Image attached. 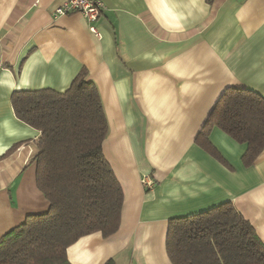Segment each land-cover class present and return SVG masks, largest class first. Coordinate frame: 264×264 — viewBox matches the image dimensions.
<instances>
[{
    "label": "crops",
    "instance_id": "crops-1",
    "mask_svg": "<svg viewBox=\"0 0 264 264\" xmlns=\"http://www.w3.org/2000/svg\"><path fill=\"white\" fill-rule=\"evenodd\" d=\"M95 22L56 15L65 0H0V238L49 202L37 184L41 131L20 120L17 90H67L88 71L108 117L104 153L123 188L119 230L72 244L71 264H173L169 221L231 201L264 242V151L215 127L197 137L227 88L264 96V0H102ZM155 186L147 189L142 177Z\"/></svg>",
    "mask_w": 264,
    "mask_h": 264
},
{
    "label": "trees",
    "instance_id": "trees-1",
    "mask_svg": "<svg viewBox=\"0 0 264 264\" xmlns=\"http://www.w3.org/2000/svg\"><path fill=\"white\" fill-rule=\"evenodd\" d=\"M12 104L20 120L41 131L33 160L49 209L0 238V264H71L68 248L93 232L116 233L124 206L104 153L109 122L99 88L83 69L65 91L17 90ZM215 127L247 145L243 161L251 166L264 151V96L227 88L198 135L197 142L226 163L209 138ZM167 251L173 264H264V242L231 201L171 218Z\"/></svg>",
    "mask_w": 264,
    "mask_h": 264
},
{
    "label": "built area",
    "instance_id": "built-area-1",
    "mask_svg": "<svg viewBox=\"0 0 264 264\" xmlns=\"http://www.w3.org/2000/svg\"><path fill=\"white\" fill-rule=\"evenodd\" d=\"M105 3L102 0H65V2L56 8V15H67L80 13L90 24V30L99 38L102 34L95 25V22L102 16ZM142 184L147 189L155 186V180L150 174L142 177Z\"/></svg>",
    "mask_w": 264,
    "mask_h": 264
}]
</instances>
